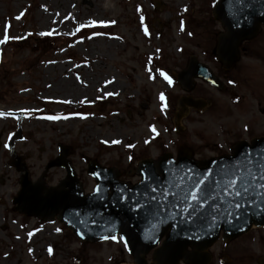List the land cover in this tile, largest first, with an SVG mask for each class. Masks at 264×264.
<instances>
[{
    "label": "rangeland",
    "instance_id": "obj_1",
    "mask_svg": "<svg viewBox=\"0 0 264 264\" xmlns=\"http://www.w3.org/2000/svg\"><path fill=\"white\" fill-rule=\"evenodd\" d=\"M63 1L69 0H0V35L7 21L10 35L26 37L0 45V111L14 113L0 117V264H126L131 258L122 243H85L56 219L13 211L12 198L21 189L23 174L16 169L18 163L27 169L32 183L56 185L65 180L66 171L59 167L47 171L46 166L60 148L67 149L65 158L83 192L89 194L96 186L87 170L90 163L116 169L119 180L134 185L141 180L137 163L144 159L187 153L195 160H206L232 154L243 140L264 137V28L242 46L238 64L225 71L212 53L222 30L212 16L213 0H93L92 6L81 0L77 6ZM31 4L43 6L26 11L19 21L14 19ZM68 14L73 19L64 20ZM141 16L148 36L143 34ZM90 21L109 26L75 33L79 24ZM50 29L60 34L36 35ZM195 55L211 66L227 89L218 91L197 82L191 96L208 106L202 111L190 109L179 124L181 131H176L177 102L185 96L176 76ZM161 71L172 78V86L159 75ZM108 80L112 83L106 85ZM69 86H75L76 94L63 90ZM108 92L115 94L108 96ZM160 93L166 98L164 111ZM22 108L39 111L26 117L18 111ZM48 115L69 119L39 118ZM14 136L19 138L14 141ZM112 140L121 143L111 144ZM28 232L34 234L28 237ZM231 242L238 252L232 264H243L249 257L250 264L264 259V229L254 228ZM49 246L51 256L46 251Z\"/></svg>",
    "mask_w": 264,
    "mask_h": 264
},
{
    "label": "water",
    "instance_id": "obj_2",
    "mask_svg": "<svg viewBox=\"0 0 264 264\" xmlns=\"http://www.w3.org/2000/svg\"><path fill=\"white\" fill-rule=\"evenodd\" d=\"M247 7L239 8L235 5L233 0H218L217 6L213 7V18L220 22L222 32L218 35L217 45L213 50L217 61L223 64L224 69L229 71L241 57V46L245 42H250L255 39L264 26V4L260 0H246ZM235 13L241 17V26L239 28L230 24L226 17ZM247 16V19H243ZM197 80H202L208 83L217 90H225L221 78L214 74L209 65L201 63L198 57L192 56L187 64V67L177 74V82L183 91L191 93L195 90ZM178 113L176 114V122L186 117L189 108H205L208 103L202 99H193L191 96L181 97L178 101ZM259 147H264V138H254L252 142L243 141L238 143L233 149L232 155L222 156L220 158H211L210 160L196 161L191 155L179 156L177 160L171 154H166L160 160L145 159L138 163L137 173L146 172L154 166L161 172V178H164L162 169L166 167V161L171 159L177 165H188L197 168L200 171H205L207 168H215L220 162H230L237 158L241 151H254ZM62 149V148H61ZM66 149L61 150L60 156L55 158L47 166V170L55 167H63L67 171L66 179L61 182L60 188H51L47 190L45 195V186L40 183H31L29 174L24 169V175L21 179L22 189L15 199L17 207L21 212L28 215H33L39 218H58L59 221L68 229L72 230L74 235L83 242H98L101 235L107 234L102 232L98 224H94L93 220L103 223L104 220H111L113 224V234L125 236L128 242V251L134 258L135 264H147L145 256L152 250L154 252L153 261L157 264H175L182 258L191 260L192 254L184 253L188 248H195L203 251L212 245L222 235L224 240L235 239L236 237L247 234L252 228H264V210L252 209L245 215L242 220H233L232 224H228L221 220L219 226L211 228L205 232H198L199 239H189L191 232H183L180 227L171 228L169 221L163 225H157L154 236L156 243L146 241L143 239L145 233L152 232V225L156 224L150 216H145V208L147 204L143 197L139 195L141 185L140 183L131 186L126 182L118 180V171L116 169H106L96 164L90 163L88 165L89 174L97 181L98 184H103L105 187L118 185L125 191L126 197L131 196V200L125 201V207H121L120 203L112 200L110 197L104 201H95L93 205L89 206L91 196L83 192L82 186L77 180L75 171L70 162L65 158ZM215 161V163H210ZM18 170L21 169L18 167ZM100 173L101 176H108L112 179L105 183L103 179L97 180L92 174ZM140 176V175H139ZM96 185V186H97ZM115 193H110L114 195ZM139 200L143 207L137 209L136 212L130 213L126 210V206L131 204L135 206L136 201ZM179 207V206H178ZM81 213L80 219L86 221L81 225L74 223L70 213ZM100 213L97 216L96 213ZM84 232V238L81 239L75 233L76 230ZM177 233H179L177 235Z\"/></svg>",
    "mask_w": 264,
    "mask_h": 264
},
{
    "label": "snow or ice",
    "instance_id": "obj_3",
    "mask_svg": "<svg viewBox=\"0 0 264 264\" xmlns=\"http://www.w3.org/2000/svg\"><path fill=\"white\" fill-rule=\"evenodd\" d=\"M218 0H213V7L217 6ZM234 4L239 8H246L248 5L246 0H233ZM261 4H264V0H260ZM140 9L138 8L137 11ZM186 10V9H185ZM25 15L24 11H20L14 19L19 21ZM57 15H59L57 13ZM71 14L64 17V20H71ZM227 21L233 26L239 28L241 26V17L232 13L226 17ZM243 19H247L244 16ZM141 27L145 36L149 35L148 28L144 25V17H140ZM56 23V21H53ZM110 23H115L112 21ZM109 24L103 21H90L88 24H79L75 28V33L80 32L84 28L88 27H108ZM11 24L5 22L3 26L2 35H0V45L7 44L12 40H23L26 37L23 35H10L9 30ZM184 30V22H180V31ZM72 33V35H75ZM56 29H50L48 31H41L36 35L41 37H50L53 35H59ZM29 36L32 33H28ZM93 35H101V33H94ZM192 35V33H188ZM92 37L89 36L88 39ZM119 39V37H115ZM159 51V49H157ZM151 59V58H149ZM55 63V61H50ZM151 72V69L148 70ZM161 77L167 82L169 86L173 85L172 78L165 72L159 73ZM153 79L151 75L148 77ZM76 80L79 82L80 77L77 75ZM112 81H105V84H110ZM232 83V81H229ZM27 91V89H23ZM115 93L108 92L107 95L111 96ZM165 95L160 93L159 100L161 102V111H164L167 107L165 103ZM63 103H70V101H62ZM81 100L80 103H84ZM26 117H30L34 111L39 109H27L22 108L18 110ZM13 112L0 111V117L13 116ZM75 115H80L76 113ZM19 118V117H16ZM40 119L48 121H56L61 119H69L68 116L48 115L41 116ZM81 119H84L83 115H80ZM150 132L158 135L155 127H150ZM155 138V137H154ZM101 143H109V141H101ZM111 144H120V140H112ZM145 144L150 141L145 140ZM5 149L9 148L8 143L2 145ZM126 147H134L131 144ZM166 147V146H165ZM222 147V145H221ZM132 159L131 156L128 157ZM215 163V161H210ZM164 172V178H161V172L154 166L146 172H140V193L139 195L144 198L147 207L145 208V216H150L156 221V224L152 225V232L145 233L143 239L156 243L154 236L157 225H163L172 221L169 226L171 228L180 227L183 232H191L189 239H199L198 232L202 231L207 234V231L211 228L219 226V222L223 220L228 224H232L233 220H242L250 210H264V147H259L252 152L247 150L241 151L239 156L230 162L222 161L215 168H207L205 171H200L197 168H193L188 165H177L173 160L166 161V167L162 169ZM97 180L103 179L105 183L112 178L108 176H101L100 173L94 172L92 174ZM128 189H123L118 185L105 187L103 184H98L90 193L91 199L89 200V206L93 205L95 201H104L109 199L115 200L120 203L121 207H125V201L131 200L132 197H126L124 195ZM115 193L110 196V193ZM179 206V207H178ZM143 207L139 200L136 201L135 206L131 204L126 206V210L130 213L136 212L137 209ZM100 216V213H96ZM74 223L85 224L86 221L81 220V213H70ZM94 224H98L102 232H107L105 235H101L100 239L104 241H111L115 243H122L125 249H128V242L123 235L113 234V224L111 220H104L103 223H99L93 220ZM57 232L61 229L57 228ZM34 233L28 232V237H31ZM81 239L84 238V232L77 229L75 233ZM179 233H177L178 235ZM19 239V237H17ZM29 253L33 252L32 248L28 249ZM48 255H53V248L49 246L46 249Z\"/></svg>",
    "mask_w": 264,
    "mask_h": 264
},
{
    "label": "flooded vegetation",
    "instance_id": "obj_4",
    "mask_svg": "<svg viewBox=\"0 0 264 264\" xmlns=\"http://www.w3.org/2000/svg\"><path fill=\"white\" fill-rule=\"evenodd\" d=\"M92 1L93 0H81L80 3L92 6V4H93ZM63 4H68V5L72 4L71 6H77L78 5V0L63 1ZM37 6L40 8L43 5L37 4ZM37 6H34L33 4L26 5L25 8L22 9L21 11H24V12L30 11L34 7H37ZM185 154H187V153H185ZM19 166L23 167V164L21 163V164H19ZM16 169H17V167H16ZM62 181L63 180H61L59 182V184L52 185V186H48L45 181L44 182L42 181V183L46 187V190H48L50 188H55L56 189V187H58L59 189H63V188H60V186L62 184L61 183ZM46 190H45V192H46ZM19 191L17 192V194L19 193ZM45 192H44V194H45ZM15 198L16 197L12 198L13 203H12L11 207L13 208V211H16L17 213H20L21 215H23V214L27 215L24 212L22 213L18 209V207L16 205V202H15ZM6 210H7L6 212H8L9 208H6ZM6 214H10V212H8ZM6 214H4L3 216H5ZM27 216H29V215H27ZM6 228H8V225H6ZM231 244H232L231 241H224L223 238H221L213 246H210L209 248L203 249V251H199V250H197L195 248L187 249V250H185V253L186 254H192L193 255L192 259L191 260H185L184 258H182L181 260H179L175 264H232L234 258L238 255V252L234 248L231 247ZM245 251L246 250H243L241 253L243 254ZM128 255H129V258H130V253H128ZM153 255H154V251L150 252L146 256V260H147L148 264H154ZM246 257H247V254L245 255L244 258H246ZM131 258H130V262L126 263V264H134V261L131 263ZM250 260H252L251 257H249V259H243V264H250V262H249ZM257 263L258 264H264V259L263 258L258 259Z\"/></svg>",
    "mask_w": 264,
    "mask_h": 264
},
{
    "label": "bare ground",
    "instance_id": "obj_5",
    "mask_svg": "<svg viewBox=\"0 0 264 264\" xmlns=\"http://www.w3.org/2000/svg\"><path fill=\"white\" fill-rule=\"evenodd\" d=\"M63 71L66 72L65 70H63ZM73 72L71 71V74H73ZM63 90L68 92V93H72L73 95L76 94V92H77L75 86L65 87V88H63Z\"/></svg>",
    "mask_w": 264,
    "mask_h": 264
}]
</instances>
